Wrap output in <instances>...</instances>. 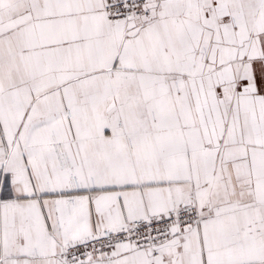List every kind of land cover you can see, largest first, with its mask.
Instances as JSON below:
<instances>
[{"label":"snow or ice","instance_id":"1","mask_svg":"<svg viewBox=\"0 0 264 264\" xmlns=\"http://www.w3.org/2000/svg\"><path fill=\"white\" fill-rule=\"evenodd\" d=\"M0 264H264V0H0Z\"/></svg>","mask_w":264,"mask_h":264}]
</instances>
